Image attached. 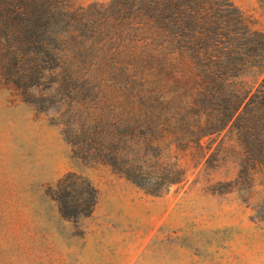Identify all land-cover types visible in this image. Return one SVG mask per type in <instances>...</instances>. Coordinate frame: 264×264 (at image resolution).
Returning <instances> with one entry per match:
<instances>
[{
  "label": "rangeland",
  "instance_id": "obj_1",
  "mask_svg": "<svg viewBox=\"0 0 264 264\" xmlns=\"http://www.w3.org/2000/svg\"><path fill=\"white\" fill-rule=\"evenodd\" d=\"M229 1L264 31L260 0ZM86 34L55 79L27 85L0 71V264H264L259 188L249 194L233 182L238 147L230 133L200 139L214 169L193 144L169 147L186 180L158 194L75 148L70 136L113 131L104 148L124 151L127 94L175 89L167 72L141 70L125 41Z\"/></svg>",
  "mask_w": 264,
  "mask_h": 264
},
{
  "label": "trees",
  "instance_id": "obj_2",
  "mask_svg": "<svg viewBox=\"0 0 264 264\" xmlns=\"http://www.w3.org/2000/svg\"><path fill=\"white\" fill-rule=\"evenodd\" d=\"M84 33L92 40L109 34L125 41L122 47L141 70L167 72L175 89L128 92L124 151L104 148L102 140L114 139L113 131L70 136L75 148L158 194L186 180L169 147L181 151L193 144L214 169L217 160L200 139L230 133L238 147L233 182L247 184L249 194L259 188L254 213L264 221V31L252 29L229 0H106L85 6L0 0V71L27 85L34 78L55 79L68 69L75 40ZM95 140L100 143L86 145Z\"/></svg>",
  "mask_w": 264,
  "mask_h": 264
}]
</instances>
